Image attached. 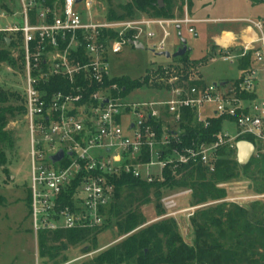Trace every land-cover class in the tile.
I'll return each mask as SVG.
<instances>
[{
    "label": "built area",
    "instance_id": "built-area-1",
    "mask_svg": "<svg viewBox=\"0 0 264 264\" xmlns=\"http://www.w3.org/2000/svg\"><path fill=\"white\" fill-rule=\"evenodd\" d=\"M17 1L24 25L1 31L22 38L23 114L31 146L29 216L36 242L41 231L102 230L106 211L116 193L111 180L121 175L151 184L164 181L167 168L176 174L179 167L200 165L213 172L221 158L220 152L236 151L240 141L251 142L255 156L263 153L264 24L261 21L244 20L259 33L255 40L221 48L222 60L231 64L237 60L239 68L245 58L251 59L247 68H240L241 76L233 84L208 85L197 63L180 62L164 67L159 74H148L151 82L169 91V100L131 104L125 101V89L113 83L109 75V54H121L132 41L139 42L143 27L148 30V38L156 36L151 27L165 30L168 25L189 26L190 34L198 36L190 26L206 21L190 18L185 8L186 14L178 19L147 16L110 22L89 14L95 7L94 0H82L79 4L64 0L49 7L37 0ZM81 4L87 15L78 10ZM166 37L167 32L157 46L161 53L167 50ZM54 79L66 81L69 87L50 92ZM190 115L191 125H200L205 130L213 126L215 119L222 121L213 142L184 144L182 125L190 120ZM230 120L238 128L235 136L224 130V123ZM60 151L64 157L53 163L51 158ZM144 154L148 162L143 161ZM118 161L121 162L117 165ZM152 167L159 171L150 172ZM191 193L187 190L163 197L161 205L167 214L162 219L184 213L191 218L201 208L225 202L177 211L176 200ZM43 262L37 254L35 264Z\"/></svg>",
    "mask_w": 264,
    "mask_h": 264
},
{
    "label": "rangeland",
    "instance_id": "rangeland-1",
    "mask_svg": "<svg viewBox=\"0 0 264 264\" xmlns=\"http://www.w3.org/2000/svg\"><path fill=\"white\" fill-rule=\"evenodd\" d=\"M130 1L94 0L95 7L89 14L95 19L108 20L107 13L111 5L112 7H117L126 5ZM175 1L177 7H180L181 10L182 0ZM184 4L185 6L182 9L184 15L186 14V8L190 18L209 20L208 23L201 22L190 26L196 29L198 36L190 34L189 26L180 25L178 29L177 25H168L164 27L165 30L157 26L151 27L155 31L156 36L148 38V30L143 27L144 32L139 38V43L144 46V50H138L131 45L125 47L121 54H109L107 63L109 75L112 79L126 77L137 81L148 80L147 84L125 94L127 103L165 102L171 98L169 91L161 90V86L158 83L151 82L148 77L151 72L159 74L164 67L180 64L181 62V58L173 59L159 55L161 52L158 51L157 46L162 42L165 32L168 33V37L165 39L167 45L165 52H169L171 55L175 54L182 48V40H185L189 50L186 54V59L189 63H197L206 84L228 83L227 86H229L240 78V68L237 60L235 64L222 60V50L218 46L227 41L229 32L236 38L234 45L242 44L243 40H255L259 33L256 31L252 32L249 29L251 27L250 24L244 20L261 21L264 24V3L260 2V0H255V2L254 0H191L190 3L185 0ZM78 10L85 12L84 5L81 4ZM21 12L19 1L0 0V51L1 49L10 51L12 59L16 62L15 66L7 62L0 64V91L11 95L15 94V97L11 98L8 103L14 108L24 105L25 72L22 60V43L15 35L1 30L9 29L13 26L22 27L24 25V17L21 16ZM85 13L86 15L88 14L87 12ZM180 15L181 12L178 10L176 19L184 17V15L182 17ZM146 17L140 15L136 19H144ZM17 97L21 99L19 100ZM207 108L211 110L210 107ZM224 124V130L230 136H235L238 133L237 125L231 120ZM6 130L11 133L12 145H4L8 160V165L6 166L8 173H4V168H0V264H35L36 256L37 254L39 255V243L38 241L36 242L32 232L29 216V187L31 186L29 153L31 146L30 132L25 122V115L14 112L13 116H9ZM254 156L255 154H253ZM231 157H234L233 154L229 155V158ZM120 162L118 161L117 165ZM158 171L159 168L156 167H152L150 170L152 173ZM219 188L227 191L225 202L229 204L235 203L248 208L253 202H264V194L259 193L258 185L245 178L243 174H240L239 178L231 182L224 183ZM185 191L187 190H167L164 192L163 197L184 193ZM191 196L192 193L176 200L177 211L192 208ZM248 196L254 198L245 199ZM151 197L152 202L150 204L140 207L147 222L144 227L164 220L162 218L167 214L161 202H156L154 194ZM187 215L188 213L180 214L173 219L178 223L182 239L187 244L193 245L195 240L194 232L190 218ZM113 222H111L110 228H106L98 234H92L88 241L66 249H58L59 253L54 260L51 261L49 257H45L40 259V261H44L43 263L45 264H67L89 253V257L73 264L89 263L98 254L117 245L127 237H119Z\"/></svg>",
    "mask_w": 264,
    "mask_h": 264
},
{
    "label": "trees",
    "instance_id": "trees-1",
    "mask_svg": "<svg viewBox=\"0 0 264 264\" xmlns=\"http://www.w3.org/2000/svg\"><path fill=\"white\" fill-rule=\"evenodd\" d=\"M37 1L49 7L64 0ZM160 1L164 3L162 8L159 5ZM184 1L182 0L181 10L175 0H131L126 5L117 7L111 5L107 13L108 20L130 21L140 15L155 19H175L178 10L181 12L180 17L184 15L182 10L185 6ZM190 1L187 0L189 3ZM260 2L264 3V0ZM18 39L22 40L20 35ZM4 41L6 42L5 39ZM4 62L16 65L10 51L1 49L0 64ZM181 62L189 63L186 55L181 57ZM250 63L251 59L248 56L241 62L240 68H247ZM52 81L50 92L66 90L69 87V84L61 79ZM113 83L124 88V93L127 94L147 84L148 80L137 81L121 77L115 78ZM13 97L15 94L0 91V168H4V173H8L4 145H12L11 133L6 130L9 116H13L14 112L24 113L23 105L16 108L8 105ZM191 117L190 115V120L182 125L185 129L182 135L184 144L190 145L194 141L213 142L214 134L221 130L222 121L215 119L212 122L213 126L205 130L200 125H191ZM247 139L253 141L251 138ZM231 154L234 157L229 158ZM220 157L213 172L200 165L183 166L176 169V174H172L167 168L162 182L155 181L149 184L131 175H121L118 179H112L116 193L114 201L106 211L104 228L88 231H41L38 236L39 259L49 257L51 261L54 260L59 253L58 249H66L88 241L92 234L110 228L111 222L114 221L119 237H127L85 264H264V202H253L248 208L235 203H216L227 198V191L218 185L231 182L239 178L240 174L257 184L259 193L264 194V151L254 156L245 167L238 164L236 151L231 153L221 151ZM142 159L144 162L149 161L146 154ZM177 189L192 191V207L216 203L201 208L190 218L195 238L193 245L182 239L178 223L173 218L144 227L147 222L140 207L152 202V194L159 203L165 191Z\"/></svg>",
    "mask_w": 264,
    "mask_h": 264
},
{
    "label": "water",
    "instance_id": "water-1",
    "mask_svg": "<svg viewBox=\"0 0 264 264\" xmlns=\"http://www.w3.org/2000/svg\"><path fill=\"white\" fill-rule=\"evenodd\" d=\"M77 4L81 3L82 0H75ZM160 7L162 8L164 6L163 1L159 2ZM180 28V26L178 27V29ZM132 46L136 47V49L138 50H144V46H142V44H140L137 41H132L131 42ZM182 48L179 49V51H177L175 54L171 55L169 52H163L160 53V56H165L166 58H173V59H179L183 56H185L187 54V52L189 51L186 45V41L182 40ZM222 86L225 85V83L221 84ZM108 101H106L107 103ZM255 152V147L254 145L249 142V141H240L237 143L236 146V156H237V162L241 167H245L247 166V164L251 161V159L253 158V154ZM64 157V152L60 151L57 155L53 156L51 158V161L53 163H57L59 161L62 160V158Z\"/></svg>",
    "mask_w": 264,
    "mask_h": 264
},
{
    "label": "crops",
    "instance_id": "crops-1",
    "mask_svg": "<svg viewBox=\"0 0 264 264\" xmlns=\"http://www.w3.org/2000/svg\"><path fill=\"white\" fill-rule=\"evenodd\" d=\"M189 11V10H188ZM197 20H200V19H197ZM200 21H206V23H208V21L209 20H200ZM212 21V20H211ZM210 21V22H211ZM214 21H222V20H214ZM249 29H251L252 30V28L250 27ZM252 32H253V30H252ZM230 34H228V38H227V41H225V42H223V44H221V46H218L220 49L221 48H228V47H234V42L236 41L235 39V36L231 33V32H229ZM232 34V35H231ZM231 38V39H230ZM244 42H247V41H245V40H243V42H242V44H244ZM242 44H238V45H242ZM237 45V46H238Z\"/></svg>",
    "mask_w": 264,
    "mask_h": 264
},
{
    "label": "bare ground",
    "instance_id": "bare-ground-1",
    "mask_svg": "<svg viewBox=\"0 0 264 264\" xmlns=\"http://www.w3.org/2000/svg\"><path fill=\"white\" fill-rule=\"evenodd\" d=\"M231 39V38H230Z\"/></svg>",
    "mask_w": 264,
    "mask_h": 264
}]
</instances>
